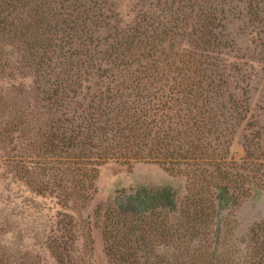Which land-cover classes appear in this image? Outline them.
Returning <instances> with one entry per match:
<instances>
[{
    "label": "rangeland",
    "instance_id": "rangeland-1",
    "mask_svg": "<svg viewBox=\"0 0 264 264\" xmlns=\"http://www.w3.org/2000/svg\"><path fill=\"white\" fill-rule=\"evenodd\" d=\"M0 11L12 25L0 46V264H117L106 253L104 210L117 191L140 185L170 186L180 210L198 212L194 222L175 223L183 243L175 237L173 246L154 247L151 260L259 264L262 238L252 233L264 219V0H0ZM155 69L188 80L174 88L184 91L178 118L166 104L160 118L173 117L210 146L206 160L223 159L220 172L192 160L160 164L148 159L152 152L140 161L107 159L84 177L83 157L89 153L91 166L99 159L74 148L70 161L67 141L80 142L97 107L118 122L132 115L125 97L106 104L109 75L136 71L159 94V84L146 82ZM133 76L126 78L136 92ZM123 82L115 88L126 89ZM157 118L151 111L145 121ZM218 184L236 198L220 214L212 206Z\"/></svg>",
    "mask_w": 264,
    "mask_h": 264
},
{
    "label": "trees",
    "instance_id": "trees-1",
    "mask_svg": "<svg viewBox=\"0 0 264 264\" xmlns=\"http://www.w3.org/2000/svg\"><path fill=\"white\" fill-rule=\"evenodd\" d=\"M10 25L3 15V11H0V46L4 42V34L9 32L8 27ZM124 43L126 50H131V46L134 44L131 41ZM121 44L118 40L116 41L112 46L114 52H118L122 46ZM52 46L53 44H50V47ZM38 62L37 64H42V61ZM61 64L63 63H59L57 66L59 68L57 72L59 73H62ZM125 65L128 68L129 64L125 63ZM187 69L185 67L182 68L184 71ZM155 72V74L150 75L154 83L151 81L146 82L159 84V94L149 91V88L145 87V83L142 80L143 75H136V71H132L135 75L133 76V81L136 80V86L141 89L136 92L130 90V86L128 85V80L130 79L126 78L127 74L130 73L132 75L128 70L124 73L125 75H122V79L120 74L109 75L110 80L108 82H111L112 85L104 90L106 91V104H112L115 99L125 97L127 99V112L132 111V115L125 114L123 120L118 122L113 118L107 117L103 111L99 112L100 109L97 107V117L94 119L91 117V119L86 120V123L90 124L85 128L83 127V130H86V132L80 139V142L71 143L67 141V152L70 161L75 158L72 153L74 148L83 150L86 148L89 151L93 149L90 153L91 156L99 159L94 166H91L92 159L89 157V153L83 157L80 170L84 177H92L93 173L95 177L97 172L96 165L106 162L107 159L140 161L146 159L144 154H150L152 152L153 154L151 155L154 157L148 159L160 164H169L173 167L174 165L177 166L184 163L190 164L188 161L192 160L193 165L194 163L200 165L205 162L206 165H213L220 172L224 160L219 159L214 154H212L213 156H211L210 160H206L207 154L205 148L209 149L210 146H201L198 143L200 142V138H197L195 133L190 134L191 136H186L185 132L180 131V128L176 127L178 125L182 126V123L172 121L173 117L174 119L178 118L176 111L178 112L179 107L176 105V95H184L183 90L174 91V88L176 84L177 88L179 86L184 87L188 80H184L178 76V74L182 73L177 71H174V73L177 72V76L176 74L171 76L163 74L159 76L157 69H155ZM123 81H127L125 83L127 85L126 89L119 91L115 87L124 84ZM194 91L189 89L188 92L192 98L197 100V93ZM57 93L56 91L53 92L55 95ZM165 104L166 109L173 113V117L168 116V119H165L163 116V119H161L159 112L162 111V106ZM151 111L158 118L152 122H146L145 118ZM91 120L93 121L91 122ZM78 128L82 134V126L79 125ZM196 128L199 127L197 126ZM169 132L174 133V136L168 134ZM158 135L165 139L159 140L161 137ZM147 137H149L150 145L144 142V138ZM166 139L169 141L174 140V142L168 143L164 141ZM183 139L190 144L191 149H185L181 142ZM131 145L136 147L134 151L131 150ZM91 180L90 182H92ZM89 188L91 189L88 184L86 189ZM258 189L260 190L262 188L257 187ZM92 191L94 192L93 188L89 193L82 195L84 201L91 196ZM213 195L214 204L212 206L217 208L219 214L221 211L228 209L236 203V198L228 185H215ZM64 197L73 200L75 195H64ZM104 216L107 224V232L105 233L107 242L106 253L111 261L117 264H163L161 257L155 255L153 260H151V256L154 255L160 245L166 246L172 244L173 246V238L177 237L179 241V236L176 235L174 230L175 223L178 219L184 218L194 222L198 216V212L196 209L191 211L180 210L177 193L170 186L146 187L140 185L129 191L125 189L117 191L112 204L104 210ZM217 219L219 220V217ZM216 227H218L217 231L219 232L220 221L216 223ZM256 228V233L252 234L258 235V232H260V237L262 238L261 255L259 258L260 261L258 262L260 264L264 262V219L259 225H256ZM179 243H183L182 240ZM154 247L157 248L155 249Z\"/></svg>",
    "mask_w": 264,
    "mask_h": 264
}]
</instances>
